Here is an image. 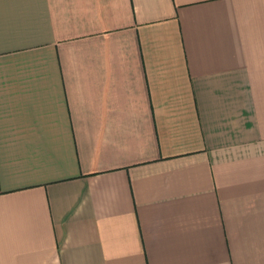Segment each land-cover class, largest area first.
Instances as JSON below:
<instances>
[{"label":"crops","instance_id":"0c3cea01","mask_svg":"<svg viewBox=\"0 0 264 264\" xmlns=\"http://www.w3.org/2000/svg\"><path fill=\"white\" fill-rule=\"evenodd\" d=\"M0 264H264V0H0Z\"/></svg>","mask_w":264,"mask_h":264}]
</instances>
